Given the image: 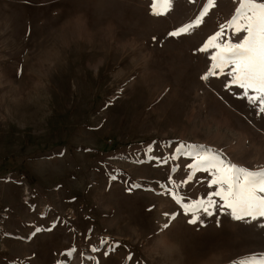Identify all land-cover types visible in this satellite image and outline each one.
Returning <instances> with one entry per match:
<instances>
[{
  "label": "rangeland",
  "instance_id": "obj_1",
  "mask_svg": "<svg viewBox=\"0 0 264 264\" xmlns=\"http://www.w3.org/2000/svg\"><path fill=\"white\" fill-rule=\"evenodd\" d=\"M207 2L172 0L157 16L153 0H0V264L264 256V219L214 208L192 224L184 212L214 188L180 143L264 170V114L229 86L227 69L202 79L212 62L198 49L239 0H214L200 25L168 35Z\"/></svg>",
  "mask_w": 264,
  "mask_h": 264
},
{
  "label": "snow or ice",
  "instance_id": "obj_2",
  "mask_svg": "<svg viewBox=\"0 0 264 264\" xmlns=\"http://www.w3.org/2000/svg\"><path fill=\"white\" fill-rule=\"evenodd\" d=\"M171 3L172 0H153V15H163V12L157 10V6ZM212 7L214 0H208L193 23L170 31L168 35L179 37L188 33L200 25ZM226 31L230 32L227 39ZM241 34L243 35L239 41L233 42V38ZM198 50L209 53L212 62L210 70L202 79L224 74L227 69V75L231 78L229 86L241 89V98H247L256 107L258 114H264V0H239V6L227 26L221 25L220 30L210 36ZM176 152L194 159L195 163L188 166L190 170L203 171L213 177L210 187L214 190L207 199L185 204L184 212L191 215L189 223H199L198 214L201 212L208 216L215 215L214 208L227 209L226 214L236 221L264 219V170L253 171L240 166L221 152L204 145L180 143ZM99 243L106 245L108 241L101 239ZM91 251L98 252L99 248L92 247ZM241 264H264V256L259 259L253 256L251 260H244Z\"/></svg>",
  "mask_w": 264,
  "mask_h": 264
},
{
  "label": "bare ground",
  "instance_id": "obj_3",
  "mask_svg": "<svg viewBox=\"0 0 264 264\" xmlns=\"http://www.w3.org/2000/svg\"><path fill=\"white\" fill-rule=\"evenodd\" d=\"M48 53V52H47ZM45 61V60H44ZM35 65V64H34ZM26 80H27V82H26V85L29 87L31 84H34V82L36 81V77L35 76H33V75H31V76H27L26 77ZM11 89H13L12 87H10V90ZM32 90H35L34 89V87H30V93H32L31 91ZM28 96H31L30 94H28ZM30 103V102H29ZM7 108H10L13 112H15L18 108H19V106H16L15 105V103H13V102H7V106H6ZM27 113V112H26ZM30 113V112H29ZM20 115V114H19Z\"/></svg>",
  "mask_w": 264,
  "mask_h": 264
}]
</instances>
